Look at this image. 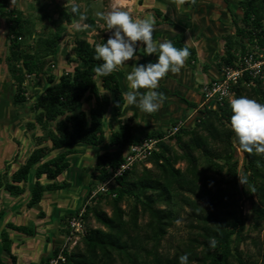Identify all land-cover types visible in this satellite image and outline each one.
I'll list each match as a JSON object with an SVG mask.
<instances>
[{"label": "trees", "instance_id": "1", "mask_svg": "<svg viewBox=\"0 0 264 264\" xmlns=\"http://www.w3.org/2000/svg\"><path fill=\"white\" fill-rule=\"evenodd\" d=\"M184 2L195 5V0ZM238 8L241 17L238 23L233 21L234 34L224 37L222 68L234 67L247 53L262 50L264 54V1H239ZM59 15L70 24L68 14L60 11ZM0 19L6 22L8 54L4 62L15 88L12 104H28L24 87L28 78L44 76L47 83L43 93L27 107L32 119L23 125L30 133L34 150L9 180L5 177L6 163L0 184L8 194L20 196L24 192L20 184L26 183L34 168L35 182L27 204L31 208L40 202L44 192L67 186L53 182L69 168L68 156L78 154L76 146L98 147L104 143L103 120L112 109L114 116H120L124 98L114 73L95 76L94 70L102 61L95 58V46L85 38L72 35L69 60L74 65L72 72L62 73L55 82V77L46 72L60 38L57 35L41 38L34 47L21 43L26 33L23 14L9 10L5 0H0ZM84 25L78 31L82 35L96 28L89 18ZM232 92L233 98L244 96L264 103V78L244 76ZM82 103H90L87 111L81 108ZM231 115L230 101L216 108L202 107L192 125H184L173 137L158 143L157 150L146 161L150 168L134 165L116 179L108 194L97 195L93 205L85 207V234L72 250L63 252L65 262L60 264H178V258L185 254L189 264H245L231 247L242 237L249 221L238 200L249 201L254 226L264 223V154L238 150L229 126ZM133 136L134 129L129 123L119 124L117 131L111 133L108 147L115 149V153L107 151L97 157L93 184L105 182L109 178L107 168L115 169L123 162L122 152L139 141ZM146 138L161 140L163 133L153 132ZM237 152L242 155L241 167ZM178 164L184 168L177 167ZM224 170L230 179L222 175ZM43 176L52 183L41 184ZM89 195L90 192L86 201ZM191 197L203 207H197ZM102 202L110 208L109 215L99 207ZM180 204L197 208L193 213L194 233L183 249L165 257L159 248L178 220ZM90 218L100 227L89 228ZM140 218H146V222L139 223ZM7 228L28 232L12 225ZM210 238L216 240L214 248L209 247ZM1 239L4 251L9 253L10 242L5 232ZM262 251L264 258V239ZM58 252L59 248L55 249L40 264H48Z\"/></svg>", "mask_w": 264, "mask_h": 264}, {"label": "crops", "instance_id": "2", "mask_svg": "<svg viewBox=\"0 0 264 264\" xmlns=\"http://www.w3.org/2000/svg\"><path fill=\"white\" fill-rule=\"evenodd\" d=\"M239 1L242 0H195L194 6H188L184 0H93L94 4L103 5L101 9L103 13L119 9L127 11L134 20L150 21L153 24L154 40H170L178 49L187 47L190 55L179 72H168L159 81L155 91L162 94L164 99L159 110L152 114L143 113L135 106L127 105L125 101L124 93L129 90L126 75L131 72L134 62L126 61L127 67L118 68L113 72L124 98L122 112L116 117L112 109L104 118L105 140L102 145L98 147L78 145L74 148L78 154L68 156L69 168L53 182L57 185L66 184L65 188L44 192L40 202L28 208L27 204L35 182L34 168L30 170L26 183L20 184L24 190L22 195L12 196L0 186L1 262L40 264L51 256L55 249L62 246L68 236L67 219L84 205L87 194L93 189L92 175L97 157L107 151L115 153V149L109 148L108 143L111 133L117 131L119 124L129 123L134 129L135 140H141L153 132L164 133L180 121H185L186 125L193 124L203 103L201 88L221 77L220 60L225 50L224 37L234 34L233 21L241 17ZM85 16L84 19H81L82 16L77 19L81 24L78 25V29H73L72 35L85 28L84 21L89 18L94 21L96 28L87 34L85 39L95 47L106 42L110 31L105 21L94 15V12ZM1 22L4 21L0 19ZM0 38V149L7 151L0 159L2 185L6 163L8 169L5 177L9 180L34 150V143L30 133L23 126L31 119L20 123L16 120L13 108V111L10 108L8 111L1 108L3 106L1 103L5 99H9L8 102L12 101L13 86L7 73L5 58L2 56L5 39ZM137 55H139L137 64L156 62L155 56H143V45L139 42ZM84 104L87 111L90 103ZM19 133L21 137L17 135ZM85 147L89 148L90 152L94 148H100L97 149L99 154L91 156ZM124 154L125 150L122 152V155ZM40 182L43 185L52 183L44 176ZM8 225L24 228L28 232L8 229ZM2 232L8 236L9 253L3 249Z\"/></svg>", "mask_w": 264, "mask_h": 264}, {"label": "clouds", "instance_id": "3", "mask_svg": "<svg viewBox=\"0 0 264 264\" xmlns=\"http://www.w3.org/2000/svg\"><path fill=\"white\" fill-rule=\"evenodd\" d=\"M78 8L73 5L72 13ZM110 31L109 38L95 47V58L102 61L95 68L97 78L111 75L126 61L134 66L126 75L128 91L124 98L129 106H135L146 114L159 110L164 97L155 91L159 81L168 72L177 73L190 55L187 47L176 48L170 40H154L153 24L148 20H134L127 11L115 9L98 13ZM83 19V17H81ZM137 42L143 45V56H155L156 62L137 64ZM145 89V92L138 90ZM232 115L230 129L234 134L238 150L242 153L264 154V103L244 96L230 101ZM215 238H210L209 247H215ZM178 264H189L187 254L178 258Z\"/></svg>", "mask_w": 264, "mask_h": 264}, {"label": "rangeland", "instance_id": "4", "mask_svg": "<svg viewBox=\"0 0 264 264\" xmlns=\"http://www.w3.org/2000/svg\"><path fill=\"white\" fill-rule=\"evenodd\" d=\"M7 2L8 9L19 10L23 14V19L25 21V36L22 39L21 43L25 45H29L30 47H34L36 43L41 38H52L53 36L57 35L60 38L59 47L54 54H51V63L48 66L47 74L53 75L55 77V82H57L58 77L62 73H71L73 64H70L69 60L72 59L71 55V37L73 29H78V25L81 22L77 19L82 17H86L85 14L90 12H94V15H97L101 12L103 7L100 3H93V0H5ZM242 1H250V0H242ZM264 1V0H263ZM75 5L78 8L76 13L71 12L72 6ZM81 7V8H79ZM81 9V10H80ZM60 11H64L66 14L69 15L71 22L70 24H66L64 18H62L59 13ZM85 13V14H83ZM97 13V14H96ZM83 18V19H84ZM3 20V19H2ZM0 23L1 31L0 37L5 39V50L2 54L4 58L7 56V43H6V22ZM239 19L235 20L238 23ZM73 25V26H72ZM233 35V33L231 34ZM79 38H85L87 35H82L77 33ZM1 39V38H0ZM4 47V46H3ZM8 73V72H7ZM26 89V97L28 104L23 106H14L11 102H8L9 99H5L3 106L1 107L4 110L10 108L12 111L13 109L16 112V120L20 123H24L25 120L28 118L32 119V115L27 112V107L32 105L35 99L43 93L45 88L47 87V83L45 81V77L41 76L37 79L35 78H28L24 84ZM15 88L13 87L14 94ZM11 95V94H10ZM7 98V97H4ZM233 97L231 98V100ZM12 100V99H11ZM9 104H8V103ZM85 104L82 103L81 108L85 111ZM13 108V109H12ZM5 121V120H4ZM3 121V122H4ZM2 122V123H3ZM21 137V134H17ZM86 152L91 156L95 154H99L100 148H94L91 152L86 148ZM7 151L5 149H0V159L3 155H5ZM236 159L239 163V167L242 166L243 160L241 153L237 152ZM95 163V160L93 164ZM177 167L184 168L183 164H178ZM147 168H150L147 167ZM225 179H230L228 175H226L225 170L222 174ZM218 178V176H215ZM92 184L91 188H94ZM191 199L197 204V207L200 209L203 207L202 204L195 200L193 197ZM238 197H236V200ZM256 201L255 198H253ZM239 205L241 206L244 214L248 217L249 221L246 225L245 231L241 238H238L233 242L231 245L232 249L236 250L240 257L242 258L245 264H264L263 258V251H262V243L264 239V223H260L259 226H254L252 221V214L250 212L249 201L246 200H238ZM93 205L92 202L89 206ZM127 204H123V208H126ZM178 208V220L175 224L168 230V234L166 235L165 239L161 242V246L159 248V253L163 256L172 257L175 252L179 251L180 249L184 248L185 243L188 241L189 238L193 236V229L194 225L196 224L194 218V208L190 206H186L183 204L179 205ZM102 210H104L108 215L110 214V208L107 204L102 202L99 206ZM204 209V208H203ZM228 210H232L229 208ZM204 215L206 213H203ZM146 218H140L139 223H145ZM87 226L89 228H96L100 227L96 224L92 218L89 219L87 222ZM86 227V225H85ZM86 229V228H85ZM81 247L80 244H78ZM74 248V247H73ZM199 252V250H197ZM236 255V253H235ZM234 264H237L234 262Z\"/></svg>", "mask_w": 264, "mask_h": 264}, {"label": "built area", "instance_id": "5", "mask_svg": "<svg viewBox=\"0 0 264 264\" xmlns=\"http://www.w3.org/2000/svg\"><path fill=\"white\" fill-rule=\"evenodd\" d=\"M244 76L251 79L264 78V54L262 50L247 53L241 57L234 67H223L219 79L205 84L201 88L203 99L201 108L204 106L216 108L226 101H231L233 97L232 88ZM184 125H186L185 121H180L167 129L163 133L161 140L145 137L126 147L123 162L115 169L107 168L109 178L105 182L94 183L95 187L90 191L88 200L77 212L67 219L66 228L68 230V236L62 246L59 247L58 255L50 259L48 264L64 263L65 257L63 252L72 250L85 234V221L83 220L85 207L89 206L97 195L108 194L115 186L116 179L122 177L134 165L144 164L145 167H149L150 164L146 163V161L157 150L158 143L160 141H167L170 137H173Z\"/></svg>", "mask_w": 264, "mask_h": 264}]
</instances>
